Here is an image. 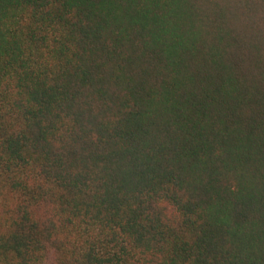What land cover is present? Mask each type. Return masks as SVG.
<instances>
[{
	"label": "trees",
	"instance_id": "16d2710c",
	"mask_svg": "<svg viewBox=\"0 0 264 264\" xmlns=\"http://www.w3.org/2000/svg\"><path fill=\"white\" fill-rule=\"evenodd\" d=\"M0 264H264V0H0Z\"/></svg>",
	"mask_w": 264,
	"mask_h": 264
}]
</instances>
